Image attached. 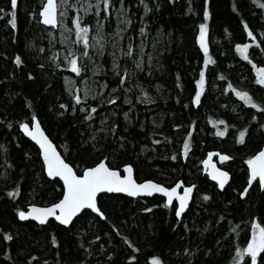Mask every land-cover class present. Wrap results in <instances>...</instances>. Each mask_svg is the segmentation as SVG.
I'll return each instance as SVG.
<instances>
[{"label":"trees","instance_id":"trees-1","mask_svg":"<svg viewBox=\"0 0 264 264\" xmlns=\"http://www.w3.org/2000/svg\"><path fill=\"white\" fill-rule=\"evenodd\" d=\"M42 2L18 0L13 10L10 0H0V264H151L152 256L161 264H233L236 249L251 238L252 219L264 225V189L255 181L239 196L246 185V161L264 144V111L245 104L227 86L247 91L264 107V85L256 75L258 67L264 68V8L253 0H209L210 60L205 64L196 40L198 26L205 22L203 0H110L108 11L101 5L100 16L108 41H117L114 32L123 28L117 68L112 67L116 47L108 42L101 55L94 54L106 98L76 105L64 76L78 75L57 66L65 63L46 34L51 28L39 22ZM120 3L130 21L126 26L115 23L111 10ZM76 7L69 20L74 30ZM13 11L15 27L8 23ZM245 43L248 60L236 49ZM129 45L132 54L126 55ZM201 68L205 82L201 102L194 105ZM93 107L96 111L85 120ZM33 115L77 173L106 158L117 169L131 164L137 180L169 186L181 179L195 185L188 209L177 219L174 205H165L159 195L102 194L98 205L107 219L88 210L68 227L53 220L40 226L19 221L20 210L55 202L62 187L59 180L46 177L38 148L19 131V124L29 123ZM209 151L229 157L231 178L223 190L202 171L201 159ZM5 234L11 239L5 240ZM245 261L251 264V257L245 255L239 264ZM256 264H264V250Z\"/></svg>","mask_w":264,"mask_h":264},{"label":"snow or ice","instance_id":"snow-or-ice-1","mask_svg":"<svg viewBox=\"0 0 264 264\" xmlns=\"http://www.w3.org/2000/svg\"><path fill=\"white\" fill-rule=\"evenodd\" d=\"M62 3L69 4V0H61ZM143 2V0H141ZM209 0H203V20L199 24V33L196 36V40L199 43L200 48L204 53V63L208 64L210 57L208 56V47L206 43V33H207V20L209 18V9H208ZM254 3H259L261 8H264V3H261L260 0H253ZM110 0H97V9L100 6H103L104 11H108ZM18 0H10V5L13 10L17 8ZM71 7L72 5L69 4ZM158 6V5H157ZM58 4L56 0H46L43 3L39 15L43 19V23L46 25H52L55 27L58 23L57 21V12ZM85 11H88L89 8L85 7ZM145 10L147 11V5H145ZM126 10L122 9L121 14L123 15ZM0 12H4L3 8H0ZM63 15L64 13H59ZM13 19L8 21L13 27H15V11L12 12ZM130 21L125 17L123 23L127 24ZM243 23V22H242ZM72 24L75 25V34L77 36V42H83L84 45V54L87 55V49L90 46L89 41V28L88 25H81L80 20L77 18L72 19ZM99 27L97 30V37L93 39L97 44L100 43V39L103 37L100 35ZM244 29L247 33V36L252 38V43L255 44L256 40L253 36V32L249 30L247 24H244ZM140 32L143 33L144 29L141 28ZM115 43V42H113ZM264 43V41H262ZM248 44H237L236 49L243 56L245 60L249 59L248 55ZM100 50H103V45H100ZM132 54V46H128V52L126 55ZM64 65L71 69L73 73L79 75L83 69L78 65L77 55L73 52H69L64 58ZM15 62L19 65L21 63L20 56L15 57ZM136 66L139 67V61H136ZM113 69L117 68L115 60L112 65ZM127 74V73H126ZM31 75V74H29ZM87 79V77L85 78ZM121 83H124L125 76L120 75L119 77ZM205 82V70L204 68L200 69L199 79L195 81L196 88L195 94L191 98L192 104H199L201 102L200 98L202 95V86ZM257 83L264 85V68L258 70L257 74ZM68 87L71 88V82H68ZM103 87V86H102ZM228 89H231L236 96L244 101L245 104L251 105L253 108L261 109L264 111V107L258 104L247 91H239L235 89L231 84H229ZM90 94V90L85 88L84 94L82 95H73L72 99L76 105H80L84 99ZM146 95V94H145ZM116 97H112L107 102L113 103ZM62 108H67L68 105L62 104ZM75 110V109H74ZM81 112L85 111V108H80ZM96 111L93 107L90 111L87 112L84 119L89 120L92 117V114ZM125 119H128V113H124ZM253 120L256 119L255 116L252 117ZM223 123V121H221ZM31 127L28 123L21 122L19 127L24 131V133L29 136L37 145H39V155L43 158V169L47 172L49 177H59L63 181L61 187V194L55 200L48 204L45 207H38L36 204H29L27 211H19L18 215L21 219L28 217L33 218L34 220L40 222L41 224L45 223L49 217H54L62 225H69L70 222H74L73 218L77 217V214L84 215V212L91 210L92 213H96L102 219H107L106 214L102 211L101 207L98 205V193L107 191L118 192V193H127L130 196H137L140 193L151 194L153 192L162 193L166 197L165 205H171L173 203V198L178 201V205L175 207V215L177 218L181 217V213L188 206V200L192 189L194 186L185 187L183 192H177V188L181 186V181H177L175 186L164 187L159 183H155L152 180H144L141 183L137 181L132 176V166L130 164H123V173L121 174L116 168L110 167L105 163V159H99L98 162H94L92 166L83 167L82 174H77V171L74 170L70 162H67L65 158H62L60 153L57 152L56 148L53 146V142L49 139L48 136L44 134L41 130L40 125L37 121V117L33 115L30 121ZM261 128H264V124L260 125ZM115 128V125H112ZM179 127V125H176ZM223 132H219L218 135H223ZM244 137V132L241 131L239 134V142H242ZM123 139V137L121 138ZM189 146V141L185 139L184 148L187 150ZM0 147H3L0 145ZM27 155V153H26ZM175 159L176 157L173 156ZM222 160H227L229 157L221 155ZM207 163V161H205ZM248 165V175L247 180L248 184L251 185L253 181L258 180L259 187L264 189V147H262L254 155L249 156L246 161ZM212 179L217 181V184L220 188H224L225 183L229 177L227 171H223L218 168H214L211 173ZM16 189L9 191L8 196H13ZM249 191L248 187H245L243 191L239 192L240 197H244L245 194ZM204 199L207 200L208 196L205 195ZM84 210V212H82ZM144 211H150V209H144ZM78 218V217H77ZM252 233L251 238L248 239L247 244L243 248L236 249V257L233 259V264H239L241 260L244 259L245 255L251 257V264H256L258 254L264 250V225L258 223L254 218L251 221ZM5 240L11 239L8 234L4 235ZM125 243L131 245V241L128 237H124ZM52 243L55 244L56 240L53 237ZM187 251V249H185ZM111 255V254H109ZM129 260H134L135 257L129 256ZM151 264H161V261L158 257H151ZM247 264V261L244 262Z\"/></svg>","mask_w":264,"mask_h":264},{"label":"rangeland","instance_id":"rangeland-1","mask_svg":"<svg viewBox=\"0 0 264 264\" xmlns=\"http://www.w3.org/2000/svg\"><path fill=\"white\" fill-rule=\"evenodd\" d=\"M58 4V26L56 29H48L47 30V36L48 39L51 41L52 45L57 44V48L59 51V56L62 58V60L65 63V56L68 55V53L71 51L77 55L78 65L83 69V71L78 75V77H75L74 75H65L64 76V84L66 86L67 91L72 95H82L84 94V89L87 88L90 90V94L86 97V99H93L98 98L99 100H103L106 98L104 96L105 91V83L97 78L98 75V64L97 60H95L94 54L97 52L100 55L105 51L107 48L108 38L105 35V21L100 16L101 6L99 9H97V0H69V4L72 6L70 7L69 4L62 3L61 0H57ZM122 3L119 5H111V10L115 19V23L117 25L123 24L125 19V12L122 15L121 10L124 9L122 6ZM77 6V7H76ZM74 7L77 8V14L79 16L80 22L86 23V25H90V46L87 49V55L84 54V45L83 42H77V36L75 34L74 28H72L71 23L69 20L72 17L71 9H74ZM85 7H88L89 10L85 11ZM126 10V9H124ZM59 13H64L63 15H60ZM90 23V24H89ZM85 25V24H84ZM99 27L100 35L103 37V39H100V43L97 44L94 37H97V30ZM89 28V27H88ZM123 28L122 26H119V31L114 32L115 40L112 42L111 47H116L117 53H113V61L115 60V63L117 64L118 55L121 51V46L119 45V40H121V34ZM99 37H97L98 39ZM103 45V50H100V45ZM261 69L258 67L256 69V75L258 74V70ZM76 74V73H75ZM77 75V74H76ZM87 77V79H85ZM68 82H71L72 87H68ZM103 86V87H102ZM126 91L130 90L129 87L126 85L124 87ZM232 93L235 95V93L232 91ZM110 95V94H109ZM107 97H111L110 96ZM236 96V95H235ZM84 99V100H86ZM81 107H84L81 105ZM80 107V108H81ZM225 156V155H224ZM214 160L217 162V164L220 167H223L226 169L227 167V160H222L221 155H217L214 157ZM201 163V162H200ZM252 233V231H251Z\"/></svg>","mask_w":264,"mask_h":264},{"label":"water","instance_id":"water-1","mask_svg":"<svg viewBox=\"0 0 264 264\" xmlns=\"http://www.w3.org/2000/svg\"><path fill=\"white\" fill-rule=\"evenodd\" d=\"M46 2V0H43V3H45ZM43 3H42V5H43ZM56 3H57V0H56ZM42 5H41V7H42ZM41 7H40V9H41ZM40 9H39V12H40ZM39 12H38V14H39ZM57 12H58V9H57ZM57 21H58V15H57ZM39 22L43 25V26H45V27H47V28H51V29H56L57 28V26H58V23H57V25L55 26V27H53L52 25H46V24H44L43 23V19H42V17L39 15ZM205 39H206V43H207V34H206V37H205ZM198 45H199V43H198ZM200 47V46H199ZM201 49V48H200ZM202 50V49H201ZM37 121H38V123H39V125H40V128H41V130L44 132V134L46 135V136H48L47 135V133L45 132V130L43 129V127H42V125L40 124V121H39V119L37 118ZM24 123H28V122H24ZM29 124V127H31V124H30V122L28 123ZM19 131L22 133V135H24L26 138H28L37 148H38V150H39V145H37L36 143H35V141H33L29 136H27L25 133H24V131L19 127ZM49 137V136H48ZM49 139H50V137H49ZM51 140V139H50ZM52 141V140H51ZM53 142V141H52ZM53 146L56 148V150H57V152L58 153H60V151L58 150V148L56 147V145L54 144V142H53ZM262 147H264V144L260 147V149L262 148ZM259 149V150H260ZM258 150V151H259ZM257 151V152H258ZM256 153V152H255ZM254 153V154H255ZM253 154V155H254ZM60 155H61V153H60ZM217 155V152L216 151H209L207 154H206V156L202 159V161H201V166H202V170H203V172L207 175V177H208V179L210 180V181H212V182H214L215 184H216V187L218 188V190H223L224 188H220L219 186H218V184H217V181H215V180H213L212 179V176H211V173L213 172V169L214 168H218V169H221V170H223V171H227L228 173H229V177H228V179H227V181H226V183H225V186L228 184V182L230 181V178H231V173L227 170V169H225V168H223V167H220L218 164H217V162L214 160V157ZM40 156V155H39ZM62 156V155H61ZM40 158H41V162H42V164H43V158L40 156ZM62 158H64L63 156H62ZM67 161V160H66ZM205 161H207V163H205ZM68 162V161H67ZM105 163L106 164H108L107 162H106V160H105ZM131 165V164H130ZM92 166V165H91ZM132 166V165H131ZM74 168V167H73ZM117 169V168H116ZM44 170V169H43ZM75 170V169H74ZM121 174H124L123 173V167L121 166L119 169H117ZM247 170H248V165H247ZM44 173H45V175H46V177L48 178V179H57V180H59L60 181V183H61V185L63 184V181L62 180H60L59 179V177H49L48 175H47V172L44 170ZM247 173H248V171H247ZM77 174H82V171H80V173H77ZM132 176H133V178L137 181V183H141V182H143L144 180H152V179H143V180H137L136 178H135V174H134V169H133V167H132ZM153 182H155V183H159V184H161L162 186H164V187H172V186H175V184H176V182L177 181H181L182 183H181V186L180 187H178L177 188V192H183V190H184V188L185 187H190V186H194L193 187V189H192V193L190 194V197H189V200H188V206L184 209V211L181 213V216L186 212V210L188 209V207H189V204L191 203V200H192V198H193V194H194V190H195V185L194 184H190V185H184V183H183V181L181 180V179H179V180H177L174 184H172V185H169V186H166V185H164V184H162V183H160V182H157V181H155V180H152ZM256 181V180H255ZM255 181H253L252 182V184L255 182ZM258 181V180H257ZM252 184L251 185H249L248 184V180H247V182H246V185H245V187H248V188H250L251 186H252ZM259 184V183H258ZM224 186V187H225ZM244 187V188H245ZM244 188H243V190H244ZM242 190V191H243ZM102 194H120V195H124V196H127V197H131V198H136V197H151V196H153V195H159V196H161V197H163L164 198V200L166 201V197H164L163 196V194L162 193H157V192H153V193H151V194H147V193H140V194H138L137 196H130V195H128L127 193H118V192H111V193H109V192H107V191H104V192H102V193H98L97 194V196L99 197V195H102ZM246 195V194H245ZM241 198H243V197H241ZM173 203H175V206L176 205H178V201L175 199V197L173 198ZM172 203V204H173ZM33 204V203H32ZM29 205V204H28ZM28 205L23 209V210H21V211H27L28 210ZM38 207H45V206H47V205H40V204H36ZM84 210H82V212H83ZM90 212H91V210H89ZM93 214H95V215H98V214H96V213H93ZM78 215H80L79 213L77 214V216ZM99 216V215H98ZM176 216V215H175ZM17 217H18V220L19 221H25V220H31V221H34L35 223H37L38 225H44V224H46L49 220H53V221H55L56 223H58V224H60L58 221H56L55 220V218L54 217H49L48 218V220L45 222V223H43V224H41L40 222H38V221H36V220H34L33 218H31V217H28V218H25V219H21L20 217H19V215L17 214ZM76 217H74L73 218V220L75 219ZM181 218V217H180ZM180 218H177V219H180ZM72 222H70V224H71ZM69 224V225H70ZM61 226H64V227H68L69 225H67V226H65V225H62V224H60Z\"/></svg>","mask_w":264,"mask_h":264},{"label":"bare ground","instance_id":"bare-ground-1","mask_svg":"<svg viewBox=\"0 0 264 264\" xmlns=\"http://www.w3.org/2000/svg\"><path fill=\"white\" fill-rule=\"evenodd\" d=\"M42 3H43V2H42ZM205 156H206V155H205ZM205 156H204V157H205ZM39 157H40V156H39ZM204 157H203V158H204ZM203 158H202V159H203ZM40 159H41V158H40ZM202 159H201V161H202ZM200 164H201V163H200ZM201 167H202V166H201ZM246 170H247V165H246ZM202 171H203V170H202ZM247 175H248V173H247ZM246 182H247V179H246ZM244 187H245V186H244ZM22 210H23V209H22ZM20 211H21V210H20ZM17 214H18V213H17ZM25 221H26V220H25ZM30 221H31V220H30ZM33 222H34V221H33ZM34 223H35V222H34ZM36 224H37V223H36ZM37 225H38V224H37ZM38 226H40V225H38Z\"/></svg>","mask_w":264,"mask_h":264},{"label":"flooded vegetation","instance_id":"flooded-vegetation-1","mask_svg":"<svg viewBox=\"0 0 264 264\" xmlns=\"http://www.w3.org/2000/svg\"><path fill=\"white\" fill-rule=\"evenodd\" d=\"M256 182L258 183V181L256 180ZM185 185V184H184ZM173 205L175 206V203H173Z\"/></svg>","mask_w":264,"mask_h":264}]
</instances>
